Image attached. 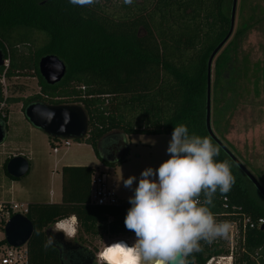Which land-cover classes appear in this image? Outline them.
Returning a JSON list of instances; mask_svg holds the SVG:
<instances>
[{
	"label": "trees",
	"instance_id": "16d2710c",
	"mask_svg": "<svg viewBox=\"0 0 264 264\" xmlns=\"http://www.w3.org/2000/svg\"><path fill=\"white\" fill-rule=\"evenodd\" d=\"M226 2L132 0L130 4L123 2L118 12H108L96 0L85 6L70 4L69 0H0V48L8 59L5 75H27L31 69L40 85L38 94L9 97L5 102H22L23 112L33 102L81 103L88 116V130L81 139L104 166L125 161L130 135L170 136L173 127L183 124L189 135L210 138L219 149L215 159L230 164L234 183L226 193L217 190L209 206L216 221L237 219L232 209H223V197L230 207L241 206L252 218H264V206L252 199L244 185V181L252 183L209 136L205 126L207 60L229 29ZM33 32L41 33L44 40L32 56H27L15 45H30ZM225 45L212 63L213 125L217 132L223 123L227 130L226 115L237 105L238 68ZM47 54L56 55L66 65L64 77L54 85L47 84L38 71L39 59ZM6 121L7 115L0 114L3 128ZM57 140L51 138V146ZM115 145L122 151L110 161ZM9 158L2 168L11 181L14 178L5 170ZM95 172L87 165L61 166L60 201L26 204L24 215L34 227L26 243L27 264H65L45 233L63 219L74 217L88 233L100 223H107L112 234L130 232L123 223L130 207L127 200L118 199L109 205L89 202ZM200 199H204L203 193ZM240 242H245V251L240 253L238 264H252L249 254L258 248L264 252V226L248 229ZM4 244L2 238L0 246ZM199 245L202 247L198 251L185 258L189 264H204L210 255L224 251L219 248L206 253L211 245L204 240Z\"/></svg>",
	"mask_w": 264,
	"mask_h": 264
},
{
	"label": "rangeland",
	"instance_id": "374dc122",
	"mask_svg": "<svg viewBox=\"0 0 264 264\" xmlns=\"http://www.w3.org/2000/svg\"><path fill=\"white\" fill-rule=\"evenodd\" d=\"M96 1L105 5V10L108 12H118L124 2V0ZM230 9L231 0H227L226 13L228 15H230ZM30 39L29 46L17 44L15 48L27 56H32V52L43 43L44 36L33 32L30 34ZM5 47L8 52V46L5 45ZM225 47L234 56L238 68L237 105L232 112L226 115L227 130L223 129L225 127L223 123L221 131L217 132L213 125L214 103L211 95V127L218 139L228 146L229 150L264 188V0H237L233 33ZM27 72V75L11 78L5 76L4 85L1 86L4 105L0 113L2 116L7 115V121L5 138L0 144V214L8 209L12 201L24 205L30 202H46L49 190L56 182L55 172L61 164L77 161L93 163V158L96 157L92 147L82 139H71L67 149L61 148L59 153L53 154L51 138L25 118L22 102L13 104L5 102L9 97L26 98L40 92L38 77L31 69ZM212 81L213 70L211 68V83ZM75 104L82 106L81 103L75 102ZM169 139L168 135H130L127 138L129 153L126 160L121 164L114 163L99 168L107 173V182L113 187L117 197L124 196L128 199L132 195V189L123 185L125 178L129 175L139 177L142 169L149 166L155 169L162 160L167 159L164 153ZM64 151H66L65 154H63ZM14 155L24 156L30 167L24 177L9 181L3 172L2 165L5 159ZM61 155H63V160L55 168V160ZM135 183L134 180L133 187ZM244 185L252 199L264 206V199L256 188L248 181H244ZM71 221L74 222L75 227L74 239L93 254H97L94 264H101L98 253L106 245L117 240H125L128 243L134 240V234L131 231L121 234L110 233L107 223L97 224L95 231L88 233L77 219L71 217ZM2 236L3 224L0 222V237ZM241 237L242 235L235 228L229 226L223 236H218L208 242L211 246L205 252L224 249L226 242H240Z\"/></svg>",
	"mask_w": 264,
	"mask_h": 264
},
{
	"label": "clouds",
	"instance_id": "9594fccd",
	"mask_svg": "<svg viewBox=\"0 0 264 264\" xmlns=\"http://www.w3.org/2000/svg\"><path fill=\"white\" fill-rule=\"evenodd\" d=\"M69 3L85 6L94 0ZM41 114L48 122L55 115L51 111ZM69 119L63 113L59 131H64ZM166 152L167 159L155 169L146 167L139 177L129 175L123 180L132 189L123 223L134 240L106 246L99 256L101 264H189L185 258L199 250V241L210 242L227 232L229 225L218 223L209 207L217 190L226 193L234 183L229 162L215 159L218 147L206 136L189 135L180 124L173 127Z\"/></svg>",
	"mask_w": 264,
	"mask_h": 264
},
{
	"label": "water",
	"instance_id": "95a60500",
	"mask_svg": "<svg viewBox=\"0 0 264 264\" xmlns=\"http://www.w3.org/2000/svg\"><path fill=\"white\" fill-rule=\"evenodd\" d=\"M237 0H231V9L229 16V29L224 38L215 46L210 53L207 60L206 73V103H205V126L209 136L225 151L232 162L242 171L248 178L252 185L256 188L259 194L264 199V188L255 176L248 170V168L228 149V147L218 139L211 127L210 119V102H211V68L215 56L227 43L233 33L234 17ZM5 55L0 48V67L3 64ZM38 71L43 80L49 84L54 85L61 81L66 72V65L64 62L54 54H47L42 56L38 61ZM51 111L55 113L51 122L46 121L41 113ZM69 114V122L64 125V131H59V127L63 123V113ZM25 118L36 128L40 129L50 138H65V139H81L88 130V116L84 108L79 104H47L44 102H33L24 108ZM5 138L4 128L0 125V144ZM29 162L22 155H14L11 157L6 165L5 170L7 174L19 179L24 177L29 172ZM264 224L261 226L263 227ZM34 227L32 222L20 213L13 214L3 226L4 240L7 245L11 247H20L26 245L32 236ZM46 236L51 241L50 235L56 240L60 241L62 246L66 247L71 244V241L66 238L63 231L57 230L54 227H48L45 230ZM75 247V245H74ZM60 250V247H59Z\"/></svg>",
	"mask_w": 264,
	"mask_h": 264
},
{
	"label": "built area",
	"instance_id": "2783aa9c",
	"mask_svg": "<svg viewBox=\"0 0 264 264\" xmlns=\"http://www.w3.org/2000/svg\"><path fill=\"white\" fill-rule=\"evenodd\" d=\"M8 67V59L4 58L3 64L0 67V96L1 86L4 85L5 73ZM4 105V100L0 99V110ZM2 114V113H0ZM71 139L59 138L52 146V152L54 154L59 153L61 148H68L70 145ZM106 172H95L91 177L90 183V193H89V202L97 205H109L115 204L118 201V197L113 190V187L108 184ZM222 207L224 210L232 209V214L237 217L236 220L226 222L232 228H235L237 232L242 235L244 239L245 232L248 229H254L261 227L264 224V218H252L249 214L243 211L241 206H232L228 204L226 197L222 198ZM1 211V210H0ZM27 212V207L24 204L10 202L8 209L2 211L0 214V222L3 226L5 222L16 213L24 215ZM66 227H72L74 233V224L71 221V218L63 219L54 224V228L61 230ZM65 234V232H64ZM66 235V234H65ZM68 236V237H72ZM4 238V235L0 237V240ZM245 242H226L224 251L220 254L210 255L204 264H238L240 253L245 251L244 248ZM249 257L252 261V264H264V252L260 248L254 250L249 254ZM28 261V251L26 245L20 247H11L7 244L0 246V264H27Z\"/></svg>",
	"mask_w": 264,
	"mask_h": 264
},
{
	"label": "flooded vegetation",
	"instance_id": "af4514ba",
	"mask_svg": "<svg viewBox=\"0 0 264 264\" xmlns=\"http://www.w3.org/2000/svg\"><path fill=\"white\" fill-rule=\"evenodd\" d=\"M4 131L6 132L5 128ZM121 151L122 148L120 146H112L111 156H118ZM52 227H54V225ZM73 236L66 237L68 240L71 241V244L64 247L62 246L60 241H56L50 235L51 242L58 248V250L60 247L59 252L63 257V261L65 262V264H94V262L96 261L95 257L97 256V254H93L92 252L86 250V248L80 243H78V241L75 240Z\"/></svg>",
	"mask_w": 264,
	"mask_h": 264
},
{
	"label": "crops",
	"instance_id": "0c3cea01",
	"mask_svg": "<svg viewBox=\"0 0 264 264\" xmlns=\"http://www.w3.org/2000/svg\"><path fill=\"white\" fill-rule=\"evenodd\" d=\"M127 145H128V143H127ZM166 147H167V145L165 146V153H164V155L167 158L168 154L166 152ZM128 149H129V147H128ZM65 153H66V151L63 152V154H65ZM128 153H129V151H128ZM119 155L118 156H112V157L109 158V160L110 161H114L115 159H117L119 157ZM62 158H63V155H61L59 157V159L55 160V163H54V167L55 168H57L58 167V163L61 160H63ZM93 160H94L93 163H85V162H78V161L77 162H71V163H63V164L60 165V168H61V166H64V165H84V164H88L87 166H91V167L95 168L96 171H102L99 168L103 167V165L100 163V161L97 159V157H94ZM60 168H58L56 170V172H55V175H56L55 181L56 182H55V184H53L52 189L49 190L48 200L46 202L55 203V202H59L60 199H61V177H60ZM118 199H124V200H127L128 201V199H126V197H124V196L122 198H119L118 197Z\"/></svg>",
	"mask_w": 264,
	"mask_h": 264
},
{
	"label": "bare ground",
	"instance_id": "6f19581e",
	"mask_svg": "<svg viewBox=\"0 0 264 264\" xmlns=\"http://www.w3.org/2000/svg\"><path fill=\"white\" fill-rule=\"evenodd\" d=\"M73 223H74V222H73ZM63 230H64V232H65V234H66L67 236H71V235H73V228H72V227H66V229H63ZM108 245H110V244H108ZM108 245H106V246H108ZM106 246H105V247H106ZM105 247H104V248H105ZM104 248H103V249H104ZM103 249H102V250H103ZM102 250L99 251V253H98V257L100 256V253L102 252Z\"/></svg>",
	"mask_w": 264,
	"mask_h": 264
}]
</instances>
